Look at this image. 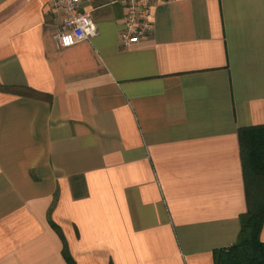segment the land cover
I'll use <instances>...</instances> for the list:
<instances>
[{
    "label": "crops",
    "instance_id": "crops-1",
    "mask_svg": "<svg viewBox=\"0 0 264 264\" xmlns=\"http://www.w3.org/2000/svg\"><path fill=\"white\" fill-rule=\"evenodd\" d=\"M80 9L96 37L59 48L50 0H0V264H215L264 125V0H161L128 48L118 0Z\"/></svg>",
    "mask_w": 264,
    "mask_h": 264
},
{
    "label": "trees",
    "instance_id": "trees-1",
    "mask_svg": "<svg viewBox=\"0 0 264 264\" xmlns=\"http://www.w3.org/2000/svg\"><path fill=\"white\" fill-rule=\"evenodd\" d=\"M247 211L237 242L214 252L215 264H264V125L239 131Z\"/></svg>",
    "mask_w": 264,
    "mask_h": 264
},
{
    "label": "built area",
    "instance_id": "built-area-1",
    "mask_svg": "<svg viewBox=\"0 0 264 264\" xmlns=\"http://www.w3.org/2000/svg\"><path fill=\"white\" fill-rule=\"evenodd\" d=\"M60 10L63 20L55 41L59 48H69L97 35V28L88 12L80 5L83 0H50ZM161 0H118L125 9L123 28L119 34L121 46L131 47L153 31V8Z\"/></svg>",
    "mask_w": 264,
    "mask_h": 264
}]
</instances>
